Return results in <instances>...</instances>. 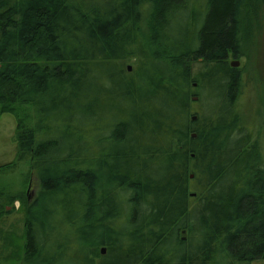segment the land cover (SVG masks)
I'll use <instances>...</instances> for the list:
<instances>
[{
  "label": "trees",
  "instance_id": "16d2710c",
  "mask_svg": "<svg viewBox=\"0 0 264 264\" xmlns=\"http://www.w3.org/2000/svg\"><path fill=\"white\" fill-rule=\"evenodd\" d=\"M250 7L264 0H0L18 144L0 173L27 163L37 187L0 190V220L25 207L22 264L264 260V133L227 62ZM113 98L139 107L101 113Z\"/></svg>",
  "mask_w": 264,
  "mask_h": 264
},
{
  "label": "rangeland",
  "instance_id": "374dc122",
  "mask_svg": "<svg viewBox=\"0 0 264 264\" xmlns=\"http://www.w3.org/2000/svg\"><path fill=\"white\" fill-rule=\"evenodd\" d=\"M238 61L236 70L241 74L243 87L239 97V109L245 119L247 129L258 135L264 133V7H250L244 17L243 42L240 54L230 62ZM137 60L124 61L125 68H134ZM204 61L190 63L194 74L207 67ZM209 93L207 90L206 94ZM125 98H113L101 113L117 114L139 104ZM197 105L193 108L197 109ZM104 119V116H102ZM17 120L13 114H0V166L15 162L18 152L16 139ZM0 190L13 195H25L30 202L36 195V181L27 163L19 165L14 171L0 173ZM11 215L0 220V264H22L19 259L25 235V207L20 200L14 204ZM11 209V208H9ZM186 235H182L185 237ZM100 254V253H99ZM264 264V260L252 262Z\"/></svg>",
  "mask_w": 264,
  "mask_h": 264
},
{
  "label": "water",
  "instance_id": "95a60500",
  "mask_svg": "<svg viewBox=\"0 0 264 264\" xmlns=\"http://www.w3.org/2000/svg\"><path fill=\"white\" fill-rule=\"evenodd\" d=\"M231 65H232L233 68L236 69V68L239 67V62L238 61H234V62L231 63ZM131 70H132V68L129 67L128 71H131ZM194 100H196V98H194ZM195 119H196V117H193V120H195ZM191 178H193V176H191ZM186 233H187L186 230L182 231V235H186ZM183 239H186V237H183ZM101 254H105V250L104 249L101 250Z\"/></svg>",
  "mask_w": 264,
  "mask_h": 264
},
{
  "label": "flooded vegetation",
  "instance_id": "af4514ba",
  "mask_svg": "<svg viewBox=\"0 0 264 264\" xmlns=\"http://www.w3.org/2000/svg\"><path fill=\"white\" fill-rule=\"evenodd\" d=\"M231 56H232L234 59L236 58L235 56L230 55V56L228 57L227 62H228V64H229L230 68H233L232 65H231V62H230V57H231ZM199 61H202V60H199ZM233 69H235V68H233Z\"/></svg>",
  "mask_w": 264,
  "mask_h": 264
}]
</instances>
